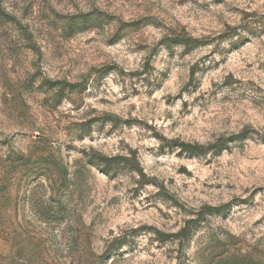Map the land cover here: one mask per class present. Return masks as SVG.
Segmentation results:
<instances>
[{"label":"rangeland","instance_id":"1","mask_svg":"<svg viewBox=\"0 0 264 264\" xmlns=\"http://www.w3.org/2000/svg\"><path fill=\"white\" fill-rule=\"evenodd\" d=\"M0 264H264V0H0Z\"/></svg>","mask_w":264,"mask_h":264},{"label":"trees","instance_id":"2","mask_svg":"<svg viewBox=\"0 0 264 264\" xmlns=\"http://www.w3.org/2000/svg\"><path fill=\"white\" fill-rule=\"evenodd\" d=\"M192 40H189V43H191ZM182 148V151L189 154V155H194V154H198V152L200 151L201 147L197 146V145H190V144H181L180 145ZM215 148H217L218 150H222L223 145L218 144L215 146ZM102 164H104V166H111L112 164H114L115 166H119V165H123L127 168H129L132 171H137L138 169V162L135 158V155H131L129 157L127 156H115V157H111L108 159H104V161H102ZM97 168L99 169V171L103 174L108 175V170L106 169H102V165H97ZM224 208L222 207L221 209L217 210V212H221V210H223ZM214 211V210H213ZM212 211V212H213ZM194 221H190L189 223H193ZM186 230L183 229L179 232V236L182 237H186Z\"/></svg>","mask_w":264,"mask_h":264}]
</instances>
